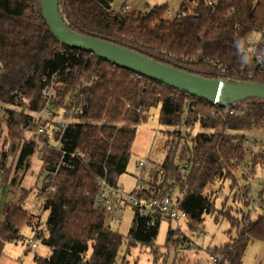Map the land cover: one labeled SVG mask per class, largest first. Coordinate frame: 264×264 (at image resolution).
I'll return each mask as SVG.
<instances>
[{
  "label": "trees",
  "instance_id": "16d2710c",
  "mask_svg": "<svg viewBox=\"0 0 264 264\" xmlns=\"http://www.w3.org/2000/svg\"><path fill=\"white\" fill-rule=\"evenodd\" d=\"M112 1L59 0V6L77 33L204 78L264 84V67L256 64L250 40L254 33L264 32V0H182L178 14L169 21L165 19L170 10L167 3L134 17L115 14ZM263 40L264 35L258 42ZM66 68L71 72L66 73ZM56 71L66 85L64 91L79 87L83 93L79 118L95 121L77 123L65 134L66 148L82 151L86 159L59 171L52 193L44 195L38 186V194L44 197L42 208L48 212L45 232L40 229L39 216L24 206L30 189L22 188L17 200L3 206L0 257L6 242L23 239L26 226L50 249L48 256L34 257L36 264H129L130 247L154 244L165 219L162 215L141 216L132 207L130 227L122 235L106 224L102 210L95 206L97 180L106 177L110 185H119L131 156L135 126L147 119L153 107H159L158 121L165 128L189 130L198 125L202 130L189 139L178 129L164 130L165 158L153 162V174H139L146 181L140 195L148 198L152 188L161 192L176 189V204L186 215L185 227L190 233L202 230L205 214H215V221L226 218L229 240L209 250L211 255H223L216 264H242L247 246L264 242V212L241 223L245 217L240 220L229 208L224 210L223 200L217 206L208 194L223 176L233 178L232 172L246 157L247 133L264 132V99L244 98L228 104L226 110L159 81L137 78L91 53L71 49L60 44L48 28L40 0H0V103L12 102L18 93L23 97L14 103L17 107H4L5 116L0 117L8 141L0 153L1 182L13 185V169L30 164L36 146L24 140L22 132L29 113L43 105V77ZM172 137L180 140L175 142ZM249 158L253 164L260 161L264 165V155ZM183 161H192L186 176L178 171ZM182 232L169 226L168 250L190 242L189 235ZM124 241L126 249L118 260ZM158 251L155 247L154 253Z\"/></svg>",
  "mask_w": 264,
  "mask_h": 264
},
{
  "label": "rangeland",
  "instance_id": "374dc122",
  "mask_svg": "<svg viewBox=\"0 0 264 264\" xmlns=\"http://www.w3.org/2000/svg\"><path fill=\"white\" fill-rule=\"evenodd\" d=\"M182 0H113L111 8L115 14L120 16H139L149 12L153 6L167 3L170 6V16L166 15V20H172L178 14V8ZM127 4L130 6L128 12H122L121 7ZM260 37L256 32L250 40H257ZM5 104L0 103V117L2 108ZM14 107H17L14 105ZM159 107H153L149 110V114L145 121L140 122L135 126V137L131 147V156L127 164L126 173L120 176L119 182H124V185L132 188L136 183V177L142 172L137 167L139 159L149 158L155 163H161L165 158L166 152L164 149L165 134L164 130L178 129L182 137L190 136L202 129L196 125L193 129L186 130L184 127H168L165 128L158 121ZM5 116V115H3ZM0 118V153L7 147L6 128L4 123H1ZM247 136L261 138L264 140L263 131H252L247 133ZM174 141H178L177 137H172ZM10 161V159H9ZM30 164L17 169H13L10 174L14 179V184L0 181V212L3 206L7 203L17 200L19 192L22 188L30 189L29 196L24 203L25 208L40 218V229L45 232V220L48 212L42 208L44 197L38 194V184L36 181L40 167V158L36 152L29 156ZM9 163V162H8ZM261 165V163L259 161ZM241 180V176H237ZM233 179V180H232ZM232 179L227 178L224 183L225 189L229 188L230 195L223 199V209L229 208L232 215L238 216L241 212L247 209L251 202V195L245 194L244 198H240L236 192L238 181L233 176ZM9 180V178H8ZM234 182V183H233ZM246 183V179L244 181ZM234 187V188H233ZM237 195V196H236ZM250 197V199H249ZM247 200V201H246ZM221 200L216 201V205L220 206ZM133 209L131 206H125L119 220L110 225L113 230H118L122 235H126L132 220ZM215 214H205L203 228L198 233H190L186 230L185 221L179 222L162 220L159 226L158 235L152 245L137 244L130 247L127 260L129 264H214L211 261V253L209 250L214 246L223 245L229 240L226 230L229 227V222L226 218H221L219 221L214 220ZM106 221V219H105ZM169 226L172 229H180L190 237V242L181 246L178 250H168L165 246V240ZM232 235L236 234V230H232ZM23 239L18 242H6L4 244L3 253L0 257V264H36L35 256H48L49 248L44 245L32 232L29 226L22 229ZM29 239L38 241L35 248L31 247ZM159 248L157 254L154 253V248ZM126 242L121 245L118 260L124 254ZM213 254V253H212ZM242 264H264V242L254 241L250 243L245 251Z\"/></svg>",
  "mask_w": 264,
  "mask_h": 264
},
{
  "label": "built area",
  "instance_id": "2783aa9c",
  "mask_svg": "<svg viewBox=\"0 0 264 264\" xmlns=\"http://www.w3.org/2000/svg\"><path fill=\"white\" fill-rule=\"evenodd\" d=\"M130 6L125 4L121 7L122 12H128ZM170 11V10H169ZM168 11L167 15L170 16ZM260 36L264 32H258ZM257 40H251V48L255 52L256 64L260 68L264 67V40L259 43ZM66 73L71 69L66 68ZM137 75V78H140ZM43 86L41 88V99L43 105L40 109L30 112V120L26 124L22 136L23 139L33 142L36 146V153L40 158V167L37 174V184L43 189V194L48 195L56 189V177L62 169L74 167L76 161H85V154L78 150H69L66 148V131L69 127H75V124L82 122L94 123L93 120H82L79 114L82 113L81 105L83 102V93L79 92V87L65 90V84L62 83L58 71L50 76L43 77ZM64 96H61L63 92ZM23 97L20 93L16 94L12 102L6 103L5 107H14ZM226 108L228 104L221 105ZM2 115H5L4 107H1ZM101 124V122H99ZM244 149L246 157L239 161L238 168L232 172V175L238 181L236 192L242 199L245 194L251 195V202L247 209L240 213L239 218L243 222L254 220L259 214L264 212V165L259 162L253 164L250 160L251 155H264V140L245 136ZM233 160V158H232ZM192 166V161H183L178 166V171L182 176H186ZM137 167L146 177L155 172L156 167L149 158L139 159ZM241 176V180L237 176ZM226 177H222L217 183L213 184L209 190V197L214 200H223L230 195V184L225 189L224 183ZM246 179V183L244 182ZM145 178L139 177L136 187L132 191H124L122 187L110 185L106 177H100L97 180V192L95 194V206L100 208L109 224H114L119 220L122 210L125 206L137 207L141 216L151 214H160L166 220L179 222L184 220L185 213L177 207V191L174 188L161 190L152 188L149 197L140 195L139 191L145 186ZM234 183V182H233ZM234 188V187H233ZM237 196V195H236ZM245 199V198H244ZM250 199V197H249ZM247 201V200H246ZM246 221V222H244ZM32 248L38 245V241L29 239ZM222 254L211 255V261L216 264Z\"/></svg>",
  "mask_w": 264,
  "mask_h": 264
},
{
  "label": "water",
  "instance_id": "95a60500",
  "mask_svg": "<svg viewBox=\"0 0 264 264\" xmlns=\"http://www.w3.org/2000/svg\"><path fill=\"white\" fill-rule=\"evenodd\" d=\"M40 9L60 44L91 53L113 66L159 81L215 106L236 103L244 98L264 99V84L204 78L103 39L77 33L65 21L59 0H40Z\"/></svg>",
  "mask_w": 264,
  "mask_h": 264
},
{
  "label": "crops",
  "instance_id": "0c3cea01",
  "mask_svg": "<svg viewBox=\"0 0 264 264\" xmlns=\"http://www.w3.org/2000/svg\"><path fill=\"white\" fill-rule=\"evenodd\" d=\"M113 2V1H112ZM125 5V4H124ZM140 176H137L136 177V183H135V185L132 187V188H130L129 189V187H127V186H125L124 185V182H119V187H122L123 189H124V191H132L135 187H136V185H137V181H138V178H139ZM106 224H108L109 226L111 225V224H109L107 221H106ZM33 232V231H32ZM50 250V249H49ZM50 253V252H49Z\"/></svg>",
  "mask_w": 264,
  "mask_h": 264
}]
</instances>
